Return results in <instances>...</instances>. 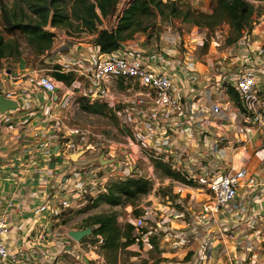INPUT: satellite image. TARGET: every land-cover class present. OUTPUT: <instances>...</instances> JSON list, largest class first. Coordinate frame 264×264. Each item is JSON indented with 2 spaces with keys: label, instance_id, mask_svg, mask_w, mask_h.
<instances>
[{
  "label": "built area",
  "instance_id": "2783aa9c",
  "mask_svg": "<svg viewBox=\"0 0 264 264\" xmlns=\"http://www.w3.org/2000/svg\"><path fill=\"white\" fill-rule=\"evenodd\" d=\"M132 1H118L113 29ZM243 1L253 8L252 22L232 42L217 29L208 33L206 28L174 23L164 27L159 48L155 45L148 55L128 41L104 54L93 43H87L84 53L72 48L75 44L62 51L51 48L44 55H53L52 66L58 67L53 72L74 75L59 100L52 74L32 70L16 79L0 67V96L17 103V108L0 114V133L6 130L24 137L34 122H43L51 130L34 136L33 146L42 156L30 162L40 166L44 184L39 187L50 194L33 215L57 220L73 204H92L107 193L105 173H120L121 181L141 177L152 193L171 189L177 201L167 202V211L143 210V206L141 214L126 220L135 230L136 244L149 251L150 237L161 233L174 247H188L189 239L199 243L195 251L184 254L187 260L173 264H264V177L259 176L264 173V0ZM206 42L207 51L202 53ZM16 81L18 88L9 89ZM79 98L87 105L106 106L117 121L121 141L90 127L65 124L68 119L61 112L80 111ZM55 131L62 139L58 155L53 154ZM254 141H260L256 150L262 165L259 172L235 166L233 160ZM80 149H98L97 165L76 169L69 155ZM29 154L33 156L32 148ZM101 155L103 161L111 162L101 165ZM157 163L182 180L156 176L161 173L155 168ZM53 173L60 175L51 181ZM184 193L188 194L185 198ZM12 206L11 200L8 208ZM148 220L154 227L147 230ZM175 220L183 222V228L167 225ZM7 228V214L0 213V264H24L5 243ZM43 228L33 229L30 244L46 239ZM52 231L65 253L66 232ZM200 231L207 234L202 236ZM102 244V238L95 236L75 242L68 252L78 250L84 263L94 262Z\"/></svg>",
  "mask_w": 264,
  "mask_h": 264
},
{
  "label": "trees",
  "instance_id": "16d2710c",
  "mask_svg": "<svg viewBox=\"0 0 264 264\" xmlns=\"http://www.w3.org/2000/svg\"><path fill=\"white\" fill-rule=\"evenodd\" d=\"M23 1L28 9V14L25 15L20 10V18L15 10L9 12L2 6L4 28L3 31H0V65L4 59L19 56L16 40L9 38V35L16 32L23 35L36 56H41L51 49L54 39V34L47 30L48 27L68 30L76 23L81 31L94 35L92 43L104 54L117 50L122 42L131 38L136 32H146L148 29L142 26V20L150 18L155 13L170 16L193 26L206 28L208 33H212L222 24H227L231 33L228 42L241 36L242 31L251 24L254 13L253 8L243 0H215V6L210 13H202L190 8L182 9L173 3H163L161 0H133L123 11L116 28L107 31L98 30L97 25L101 18H107L114 14L119 0ZM207 48L208 43L206 42L201 52H206ZM55 69L57 70L58 67ZM52 75L56 80L67 84H71L74 80L72 73L64 74L55 71ZM78 100L82 111L92 114H103L104 111H107L112 115L103 104L87 105L86 100L82 98ZM155 168L162 173V176L181 179L178 174L172 173L167 166L161 163L155 164ZM150 190V184L141 177L113 181L107 184V193L100 195L91 206L96 207L99 203H103L111 208L124 207L134 204L135 200L147 195ZM88 227L92 228L91 236L102 238L101 252L103 251L107 257H115L119 250L136 243L137 237L134 228L127 223L119 225L117 214L114 212L94 215L87 220L82 229ZM154 248L156 249L155 246ZM152 249L150 252L154 251ZM158 250L157 248L156 251ZM158 254L159 257L160 251ZM161 261L160 258L153 257L150 264H160Z\"/></svg>",
  "mask_w": 264,
  "mask_h": 264
},
{
  "label": "rangeland",
  "instance_id": "374dc122",
  "mask_svg": "<svg viewBox=\"0 0 264 264\" xmlns=\"http://www.w3.org/2000/svg\"><path fill=\"white\" fill-rule=\"evenodd\" d=\"M170 1H173L171 3L175 4L178 7H181L182 9L190 8L192 10L202 12V13H210L215 6L214 3H216L215 0H170ZM167 2H169V0H167ZM2 6H4L6 11L8 10L9 12H12L15 10L18 18H20V16H21L20 10H22V12L25 15L28 14V9L26 8L23 0H0V31H3V28H4V21H3V18H4L3 13L4 12H3ZM164 13L166 14L165 11H164ZM174 23L181 24L185 28L193 27V25L183 23L180 20L173 19L170 16L155 13L150 18L142 20V26L147 27L145 29H148L146 32L138 31L135 34H133V36L126 41L133 42V43L137 44L139 46V48H136V49L145 51V54L148 55L147 52H150L152 50V48L155 47V45L157 48H159V36H160V33L164 30V27L169 26L170 24L174 25ZM101 26L106 27L107 30H113V28L115 27V20L113 19L112 16H109L107 18H103V21H100L98 23L97 29L102 30L103 27H101ZM216 29L219 31V33L224 38L231 37L230 29H229L227 24H222L219 27H217ZM53 31H54L53 32L54 39H53L51 48H54L57 51H60V50L62 51L64 49L66 50V48H65L66 46L71 47L72 45L77 44V43H92V41L94 39L93 34L81 31L80 27L76 23L73 25L72 28H69L68 30L53 29ZM10 37H11V39L16 40V42H17L19 56L18 57L13 56L11 58L4 59L1 62L0 67H2L3 69H10L14 63H17L20 60H22L26 64V66L32 70H43V71H45V73H49V74L53 73V70L55 69L52 66L53 64L51 63L54 60L53 55L47 54L44 56L43 55L36 56L33 53V50L29 46L26 39L23 37L22 34H20L18 32L9 35V38ZM5 38L8 39L7 36H5ZM124 46H126V45H124ZM50 57H51V59H50ZM55 58H58V57H55ZM46 69L49 70V72H46ZM64 113L65 112H63L62 115H64ZM71 113L72 112L70 110V111L66 112V114H65V116L68 119L67 121H65V124L69 128H73L77 125H79L81 127L86 126V127H90L95 133L104 134L106 137L111 138L115 141H121V131L119 130L117 121L107 111H104L103 114H92V113H87L86 111H82L80 109V111L74 113L73 115H70ZM47 129H48V131H51L50 128H44V131ZM55 134H56V137L53 138V140H54L53 143L57 146V145L62 143V139H61L60 133L55 131ZM17 135H18L17 133L11 134V136L14 138V140H11V143H12L11 145H13V146L17 143ZM5 137L6 136L4 135V133H0V141H3V139ZM93 143H96V139H93ZM81 151H85V150L80 149V150H77L76 152H72L71 154L78 153ZM11 152H12V147H11ZM58 154H59V151L57 152V155ZM97 155H99L98 149L85 151L84 156L78 157L76 161H73V162L71 161V162L73 163V165L76 169L90 168L92 166L97 165V162H96ZM122 155L123 154H121L119 156L120 160H122ZM24 160L25 161L27 160L26 155L24 156ZM59 162H60V160H57V165L59 164ZM101 174L104 175V173H101ZM154 174L156 176H158L159 178L163 177L162 173H154ZM59 175H60V173H58L54 176L59 177ZM105 175H106V179H107L106 180L107 184H109L113 181H120V177H121L120 173H105ZM53 180H55V179H53ZM150 192L147 195L142 196L139 199L135 200L134 204L126 205L124 207L118 206V207L111 208V207L106 206L103 203H99L97 207H94L93 210L90 211V215L88 217L91 218L97 214L114 212L117 214V221H118L119 225H124V224H126V220L128 218L137 217L139 212L141 214L143 206H144L143 210L153 209V208H151L153 205V200L156 201V204L159 203V205H162L165 208L164 209L161 206H157V208H158L157 210H159V211H163V210L167 211V207H170L167 202L171 201L172 203H174L177 201V196L171 191V189H166V190L160 189L159 191H155L154 193H152V191H150ZM187 195H188L187 193H184L181 196L183 198H185ZM148 197H151V199L152 198L153 199L151 200ZM147 198L150 199L151 202H145V200H148ZM175 208H176V211H178V212L181 211V212H184V214H186L184 209H178V206H175ZM161 209H163V210H161ZM186 218L187 219L189 218L188 215H186ZM61 224L65 226L64 227L65 229L67 227H70L73 224L75 225V217H73V218H67L66 217L63 221H61ZM150 227H154V224L148 220L146 229L148 230V229H150ZM200 232L202 233V236L207 234L204 231H200ZM216 235H218V232ZM5 236H6V234L4 235V238H5ZM158 236L162 240V242H161L162 244L160 245V247H161L160 251L172 253V255H173L170 257H167L165 255L163 258H160V261L163 260L160 262V264H163V263L166 264L167 262H168L167 264H173V263L182 262V261L187 260L188 256L186 257V255H184V254L187 252H190V251H192V252L195 251L196 246L199 244L196 239L195 240L189 239L188 243L186 244V246H188V247H185V246L174 247L173 243L171 241H166V239L163 238L161 233ZM90 239H91V236L84 238L82 241H86V240H90ZM67 240H70V239H67ZM67 240L64 239L63 242H65ZM70 241L72 242L71 245L75 244L74 241H72V240H70ZM228 243L230 244V240L227 239V244ZM45 246H46V239L41 240V241H32L31 248L33 250H35L34 254L41 256V258L36 257L37 255L34 256V258H33L34 264H41L40 261L42 263H45V261H47L48 262L47 264H54L56 256L53 255L52 257L50 256L49 259L48 258L46 259V257L44 255H42L43 252L41 253V248H43ZM181 249L184 250L183 251L184 254H181V252H180ZM231 250H232V245H231ZM158 253H159V250L156 253H152L149 250V252L146 253V255H147V258H146L144 256L142 257V255H140L138 252H120V257H119V260L116 261V264H149L152 261L153 257H158ZM79 255H82V252H79L78 250L75 252H72L70 254L65 252L63 254V260H65L69 264H84V262L79 257ZM109 258H111V257H109ZM110 260H113V259H110ZM104 263H105L104 260H103V262H101L99 259L96 262H93L91 264H104ZM108 263L114 264L113 262H110V261H108Z\"/></svg>",
  "mask_w": 264,
  "mask_h": 264
},
{
  "label": "crops",
  "instance_id": "0c3cea01",
  "mask_svg": "<svg viewBox=\"0 0 264 264\" xmlns=\"http://www.w3.org/2000/svg\"><path fill=\"white\" fill-rule=\"evenodd\" d=\"M87 45V43H77L72 48L77 49L78 51H80V53H84L85 47ZM31 71L32 69L28 68L22 60L14 63L10 69H7V73L10 75V77L16 79L18 77L28 75ZM56 83L60 91L56 94L59 100L60 96L62 95L63 88L68 87L70 84L58 80H56ZM17 84V81L12 82L11 85L8 86V88L11 90H16L18 88ZM63 112H65L64 115H62ZM63 112H61V115L65 116L66 112L68 111ZM45 126L46 125L43 122H41V124H39L38 122L32 123L31 127H29V132H27L24 137H21V135H17V143L14 146L11 145V140H14V138L11 136V132H7L6 130L1 131V133H4V135L6 136L3 141H0V213L7 214L8 224V231L4 240L7 247L12 251L13 256L16 255L17 258L24 264H34L33 258L37 254H34L35 250L31 248V244L30 242H28V238L34 228L37 229L38 225H42L45 227L43 228V232L46 233V246L41 248V253L43 252L42 255H44L46 259H49L50 256L52 257L53 255L56 256L54 264H69L68 262L63 260L64 253L61 252L62 248L60 246L62 245L61 243H59L60 239L54 236L55 233L52 230L55 229L56 231L67 232L69 230L82 229L84 224L89 219L88 216L90 215V211H92L94 207L91 206L93 203L90 205L73 204L72 209L67 210L63 214V216L57 220L51 219L50 217H48V215H33L36 209L40 205H42L44 196L50 194L49 191H46L43 188L39 187V185L44 184V175L39 169L40 166L33 167V164H31L30 162L32 160L31 158H35V161H39L41 159L42 154L40 150L36 149L33 144L35 142L34 136L38 133H41L44 130ZM259 145L260 141H254L252 145H247V147L238 151L233 157L234 165L245 166L251 172L261 171L262 165L256 157V150L259 148ZM54 147L56 146L54 145ZM31 148L33 156L29 154ZM25 155L27 156L26 161L24 160ZM56 174L58 173H53V175ZM260 175L264 177V173H259V176ZM55 178L56 177H53L51 181H53V179ZM148 198L151 199V197ZM150 199L145 200V202H151L153 198L151 200ZM11 200L13 202V206L12 208H8V203L11 202ZM157 206H161L162 208H164L162 205H159V203L156 204V201L153 200L152 207L158 209ZM66 217H75V225L73 224L65 229V226L61 224V221H63ZM167 225L179 229L183 228L184 226L183 222H181L180 220L170 221ZM161 242L162 240L160 237H150V245L151 247H153L152 250H154L155 253L158 252L156 251L157 248L160 251V245L162 244ZM62 244L64 246V250L68 254H70V251L68 252L69 247L74 249V245H71L72 242L70 240L62 242ZM154 246L156 247V249L154 248ZM146 250L147 246L140 243H135L134 245L129 246L123 250H119L116 253L115 257L111 258H109V256L107 257L102 251L98 256H96V261L100 259L101 262H103L104 260V264H109L108 261L116 264V261L119 260L120 252H138L140 255H142V257L144 256L147 258L146 253L149 251ZM180 252L181 254H184L182 251ZM165 255L167 257L173 256L172 253L164 251L161 252L160 256L157 258H163ZM36 257L41 258V256L39 255H37ZM79 257L81 259H84L83 254L79 255ZM40 263L47 264L48 262L45 261V263H42L40 261ZM91 263L93 262H85L84 264Z\"/></svg>",
  "mask_w": 264,
  "mask_h": 264
},
{
  "label": "water",
  "instance_id": "95a60500",
  "mask_svg": "<svg viewBox=\"0 0 264 264\" xmlns=\"http://www.w3.org/2000/svg\"><path fill=\"white\" fill-rule=\"evenodd\" d=\"M49 30L50 32H53L51 29ZM15 108H17L16 102L11 101L9 99H5L3 96H0V114H3L4 112H7ZM58 150H59V146L54 147L53 154H56ZM84 153H85L84 151L73 153L69 155V159L72 162L76 161L77 158L81 157ZM98 162L101 165H106L107 163L111 161H103V156L101 155L98 159ZM50 168L51 169L54 168V161H52ZM91 233H92V228L88 227V228L80 229V230H69L66 232V235L70 240L78 243V242H81L84 238L91 236Z\"/></svg>",
  "mask_w": 264,
  "mask_h": 264
}]
</instances>
